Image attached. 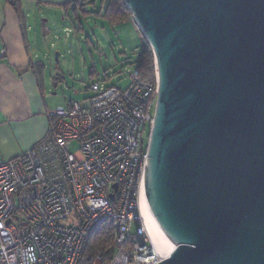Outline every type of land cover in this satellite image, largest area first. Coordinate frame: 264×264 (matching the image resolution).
I'll list each match as a JSON object with an SVG mask.
<instances>
[{
	"label": "water",
	"instance_id": "1",
	"mask_svg": "<svg viewBox=\"0 0 264 264\" xmlns=\"http://www.w3.org/2000/svg\"><path fill=\"white\" fill-rule=\"evenodd\" d=\"M125 3L160 82L145 193L176 248L159 264H264V0Z\"/></svg>",
	"mask_w": 264,
	"mask_h": 264
},
{
	"label": "built area",
	"instance_id": "2",
	"mask_svg": "<svg viewBox=\"0 0 264 264\" xmlns=\"http://www.w3.org/2000/svg\"><path fill=\"white\" fill-rule=\"evenodd\" d=\"M130 78L124 89L93 83L88 106L70 100L57 108L35 147L0 163V264L163 260L140 208L159 75L156 68L155 79L144 81L135 70ZM73 142L79 144L76 152ZM105 221L115 229L109 263L86 254L89 236Z\"/></svg>",
	"mask_w": 264,
	"mask_h": 264
},
{
	"label": "crops",
	"instance_id": "3",
	"mask_svg": "<svg viewBox=\"0 0 264 264\" xmlns=\"http://www.w3.org/2000/svg\"><path fill=\"white\" fill-rule=\"evenodd\" d=\"M77 1L18 0L13 5L0 0V163L35 147L48 133L49 114L67 104L59 105L61 101L53 94L65 78L55 73L50 76L37 53L38 40L47 43L54 31L42 25L38 36L37 25L46 11L55 22L59 14L69 16ZM94 17L107 22L103 14Z\"/></svg>",
	"mask_w": 264,
	"mask_h": 264
},
{
	"label": "rangeland",
	"instance_id": "4",
	"mask_svg": "<svg viewBox=\"0 0 264 264\" xmlns=\"http://www.w3.org/2000/svg\"><path fill=\"white\" fill-rule=\"evenodd\" d=\"M100 2L98 8L102 5ZM50 13L46 11L44 17L38 18V36L42 25L53 29L54 36L47 43L39 39L37 53L50 76L55 73L65 78V82L53 91L61 101L59 105L76 100L88 106L95 95L90 89L95 82L121 89L130 85V74L136 70L141 52L148 45L134 19L108 24L103 18L85 19L82 13L72 12L69 16L59 14L55 22ZM78 149V142H73L72 152ZM136 227L137 224L134 230Z\"/></svg>",
	"mask_w": 264,
	"mask_h": 264
},
{
	"label": "trees",
	"instance_id": "5",
	"mask_svg": "<svg viewBox=\"0 0 264 264\" xmlns=\"http://www.w3.org/2000/svg\"><path fill=\"white\" fill-rule=\"evenodd\" d=\"M98 1H101L100 3L102 4L100 8L97 7ZM17 3L18 0L13 5H17ZM103 5L105 6L104 12L102 11ZM70 9L74 10V12L82 13L85 19L103 14L108 24H118L133 19L125 0H78L75 6H71ZM76 17L78 19L80 18V16ZM81 30H84V28L81 27ZM136 64V70L140 72V76L144 81L155 79L156 61L149 44L141 52ZM93 74L94 71L92 72V76ZM114 238L115 229L112 222L105 221L97 226L89 236L86 245V254L91 255L93 258L101 256L106 263H109L113 258Z\"/></svg>",
	"mask_w": 264,
	"mask_h": 264
},
{
	"label": "bare ground",
	"instance_id": "6",
	"mask_svg": "<svg viewBox=\"0 0 264 264\" xmlns=\"http://www.w3.org/2000/svg\"><path fill=\"white\" fill-rule=\"evenodd\" d=\"M140 208L142 213V222L147 230L160 258L165 259L175 250L176 244L172 242L164 233L163 229L157 222L152 210L148 204L146 193L144 192L140 200Z\"/></svg>",
	"mask_w": 264,
	"mask_h": 264
}]
</instances>
